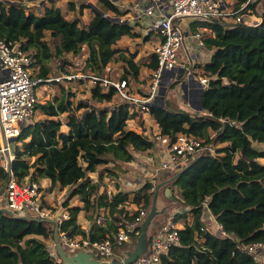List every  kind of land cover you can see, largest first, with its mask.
Instances as JSON below:
<instances>
[{"label": "trees", "instance_id": "trees-1", "mask_svg": "<svg viewBox=\"0 0 264 264\" xmlns=\"http://www.w3.org/2000/svg\"><path fill=\"white\" fill-rule=\"evenodd\" d=\"M246 1L237 0L232 8L236 10ZM25 2L27 5L22 0H0V38L22 43L33 56L30 70L35 79H50L49 62L66 54H86L83 71L91 75L102 76L108 65L122 63V75L111 77L129 81L130 91L143 67L151 73L158 67L154 54L149 61L140 62L139 53L119 46L123 39L137 38L139 33L119 21L128 10L117 0H97L100 7L82 6L93 13L86 24L78 17L68 19L55 0ZM29 3H40L38 12L28 11ZM259 4L264 8V0H254L249 6L253 16ZM68 6L76 9L72 2ZM261 14L258 26L198 25L211 30L203 36L207 48L213 50L210 61L201 65L209 79L198 105L202 111L193 115L167 103L150 107V121L157 133L170 139L191 135L203 143V151L189 160L193 164L176 178L181 169L172 174L174 180L170 178L166 184L177 202L190 209L192 218H174L182 226L180 244L162 256L161 264H264L246 252L249 245L264 243V164L259 161L264 159V149L254 146L264 144V12ZM53 82L64 81L39 87L44 89ZM60 87V96L52 101L42 103L39 96L36 112L44 118L35 123L34 118L24 129L22 144L17 141L15 146L12 171L19 183L26 179L40 186L48 182L47 188H41L39 208L51 214L55 212L50 207L51 193L71 191L62 205L68 219L59 224L60 233L69 238L114 241L121 221L134 222L139 215L136 209L150 210L154 193L146 183L134 192L117 187L99 195L104 177L115 175L108 166L133 162L136 154L151 153L155 143L146 132L128 127L130 118L140 112L131 116L129 102L103 107L119 98L116 89L93 85L92 102H75L74 93ZM143 127L147 129L145 122ZM0 179L7 184L9 173L1 170ZM4 196L6 199V191ZM74 200L84 205H72ZM36 215V211L14 215L0 208V264H64L47 245L54 240V221ZM81 217L90 222L89 229L83 228ZM210 217L234 238L211 232L206 226Z\"/></svg>", "mask_w": 264, "mask_h": 264}, {"label": "built area", "instance_id": "built-area-1", "mask_svg": "<svg viewBox=\"0 0 264 264\" xmlns=\"http://www.w3.org/2000/svg\"><path fill=\"white\" fill-rule=\"evenodd\" d=\"M253 1L247 0L235 10L226 0H138L135 5L126 8L128 14L125 16L128 18L122 17L119 21L144 28L146 35L154 32L160 38V43L154 49L158 67L152 72V82L147 91H130L129 81L111 77V64L106 67L102 76L87 75V78L93 85L116 89V95L121 100H126L132 109L144 113L150 111V107L158 101L164 86L170 83L186 84L187 94L200 104L201 93L209 83V79L201 73V65L210 61L212 49L207 48L203 36V33L210 34L211 30L198 25L209 22L221 26H258L262 20L253 16L249 8ZM34 4L29 3L28 6ZM194 25L196 26L192 30ZM180 49L188 58L186 62L180 60ZM32 64L33 56L23 49L22 43L11 44L0 38V171L10 175L6 184L5 208L14 215L36 211L37 219L57 221L60 224L68 219L66 212L53 216L51 212L39 208V199L43 194L42 186L28 179L19 183L15 178L12 171L16 160L14 143H17L26 126L36 117V104L40 96L37 88L40 84L70 81L84 76L63 75L54 79H35L30 70ZM146 134L155 143L153 152H156L159 159V171L175 174L187 165L186 162H189L190 158L203 151L202 141L191 135H178L175 139H170L154 129L150 134ZM156 188L154 184L150 191L155 193ZM136 210L139 215L134 222L121 221L114 241L69 238L67 234L61 233L59 242L70 254L91 249L102 258L110 259L115 255L116 245L132 244L140 236L141 224L149 211L145 208ZM181 227L174 217H170L153 234L149 252L130 264H161L162 256L167 255L172 246L180 244ZM218 230L221 237L234 238L227 236L221 226ZM246 252L253 256L254 260L264 262L263 242L249 245Z\"/></svg>", "mask_w": 264, "mask_h": 264}, {"label": "rangeland", "instance_id": "rangeland-1", "mask_svg": "<svg viewBox=\"0 0 264 264\" xmlns=\"http://www.w3.org/2000/svg\"><path fill=\"white\" fill-rule=\"evenodd\" d=\"M25 5L27 3L25 0H22ZM56 5L60 6L64 14H66L68 19H73L75 17L81 18L82 22L86 24L92 17L93 13L90 9H82V6L86 5H93L100 7L97 3V0H55ZM138 0H117L119 3L118 5L121 6L123 9L127 8L129 5H135ZM231 5H234L237 0H226ZM74 3L76 9L72 11L69 9L68 3ZM50 5L49 2H47V6ZM41 4L37 3L34 4V6H27L28 11H34L38 12V9H40ZM233 7V6H231ZM83 11V12H82ZM264 12V8L262 7V4H259L256 8V11L254 13V16H257L260 18L262 15L261 13ZM126 19L128 17L124 16ZM261 22V21H260ZM196 26V25H195ZM195 26H192L194 29ZM135 33H139V36L137 38H125L120 43L121 48H128L132 52L139 53V56L137 58V61L145 62L150 60V56L154 54V49L156 46L160 43V38H158V35L156 33L152 32L150 34V40L148 42H145V39L148 35H146L144 28H134ZM192 29V30H193ZM85 53V52H83ZM180 60L186 62L188 60L187 57L183 55V51L180 49ZM86 54H80V55H73V54H66L62 58L54 57L49 62V69H50V79H54L58 76L63 75H83L82 78H77L74 80H64L63 83H51L48 87H38L37 92L38 95H40V101L42 103H46L48 101L54 100L56 97H59L61 94V86H65L67 90H70L74 93V101H91V88L93 84L89 81L87 78V75H91L89 73H85L83 71L84 68V62L86 59ZM112 66V74L110 76L118 77V75H122L123 73V64L122 63H113ZM202 73V72H201ZM82 81V82H80ZM152 82V73L150 70H148L147 67H143L140 73V77L137 80L132 81L131 88L135 92H146L148 89V86ZM186 84L181 85V83H170L166 84L164 88L162 89V93L156 102L154 106H164L166 103L172 107H174L177 111L185 112V113H191L193 115L197 114V107L198 103H196V100L192 99L186 91ZM122 104V100L119 98H115L113 102L103 104V107L107 108H113L115 106H118ZM137 113L136 109H129V114L132 116V114ZM34 119V123L43 119L44 116L39 112L36 113ZM61 119H64L62 116ZM151 117L149 115V112H139L138 115H134L130 118L128 122V127L130 129L138 130L139 132H147L151 133L153 131L154 127L151 123ZM144 122L147 125V129L143 127ZM142 125V126H141ZM64 131H67V127L65 126L63 128ZM22 138V137H21ZM19 138L17 141L22 142L23 140ZM22 144V143H21ZM14 146L16 144L14 143ZM256 148L264 149L263 145H254ZM211 153L214 152V149H211ZM262 164H264V159L259 160ZM189 162L187 161L186 164ZM116 164H111L108 167H113L115 175L110 176L106 175L104 177L102 187L99 190V195L110 193L111 191L115 190L117 187L119 190L124 192H134L138 190L142 185L146 183H150L151 187L152 185L158 186L161 181L165 180L168 181V179L173 178L174 174L170 171H159L158 165H159V159L156 156V152L151 151L149 154H136L135 160L130 163H118L117 167H114ZM186 166V165H185ZM91 177H93L95 180H97V175L91 174ZM42 191L47 188L48 182H44ZM166 185L163 186L160 189V195L158 200V210L165 209V214L158 215V217L154 220L153 227L155 226V223L158 221V224L164 223L166 220H168L170 217H176L189 215L187 207L181 206L177 200L175 199V196L170 188V196L167 197V195H164V190ZM49 189V188H48ZM5 191H6V183L4 180L0 179V208H5ZM70 190L65 189L63 191L56 190L52 192L53 194V202L51 203V208L54 209L53 216L57 213V215L60 212H65V210L62 208V205L64 201L68 198L70 195ZM154 196V194H153ZM72 205H81L83 206V202L74 200L72 201ZM151 207V206H150ZM149 207V209H150ZM57 211V212H56ZM192 218V217H191ZM189 215V220H191ZM80 221L82 222V225H86V220L81 217ZM207 228L213 232L214 234L219 233V224L215 221L213 217H210L209 220L206 221ZM55 233V232H54ZM60 232L58 231V238L60 240ZM219 235V234H218ZM220 236V235H219ZM54 237V234H53ZM221 237V236H220ZM136 240V239H135ZM47 245L49 246V249L52 253V255L55 258H59L58 254L56 252V247L54 245V240L51 242H47Z\"/></svg>", "mask_w": 264, "mask_h": 264}, {"label": "water", "instance_id": "water-1", "mask_svg": "<svg viewBox=\"0 0 264 264\" xmlns=\"http://www.w3.org/2000/svg\"><path fill=\"white\" fill-rule=\"evenodd\" d=\"M197 111H202V105L198 107ZM192 164L193 162L184 166L177 173V175H175L174 178L178 177V175H180L182 171L189 168ZM174 178L171 180H174ZM171 180L165 181L164 183H159V185L157 186L148 215L141 224V234L135 243L133 252H131L128 257L124 258L121 261L104 263L96 260V255H98V253L95 252H94L95 254H92V253H87L86 251H82L77 254H70L67 251H65V249L62 247L61 243L59 242V238H58L59 224L57 221H54L55 223L54 243L56 244V251L58 252L61 261H63L64 264H130L139 256L147 254L150 249V243L152 239V235H151L152 227H153L152 225L154 223V220L158 217V215H160V213L162 215L165 214V209L158 210L160 189L166 184H168ZM170 192H171L170 188H167L166 189L167 197L170 196Z\"/></svg>", "mask_w": 264, "mask_h": 264}, {"label": "crops", "instance_id": "crops-1", "mask_svg": "<svg viewBox=\"0 0 264 264\" xmlns=\"http://www.w3.org/2000/svg\"><path fill=\"white\" fill-rule=\"evenodd\" d=\"M194 26H195V25H194ZM134 28H137V27H134ZM194 28H195V27H194ZM192 29H193V28H192ZM161 41H162V39H161ZM210 53H211V55H212L213 50L210 51ZM164 182H165V180L161 181V183H164ZM166 189H167V188L165 187V190H164V195H165V196L167 195V193H166ZM86 222H87V224L84 225V226L82 225V226H83V228H85V229H89L90 226H91V224H90V222L87 221V220H86ZM81 223H82V222H81ZM160 226H161V224L159 225V224H158V221H157V222L155 223V226L152 227V233H151L152 236H153L154 233L157 232V230L159 229ZM136 241H137V240H136ZM135 243H136V242H134V243H132V244H124V245H122V246H120V245H116L115 248H114L115 255H114L113 257H111L110 259H104V258H102L101 256L96 255V260L101 261V262H104V263H112V262H115V261H121V260H123L124 258L128 257L129 254H130L131 252H133V248H134V246H135ZM54 245H55V243H54ZM150 247H151V243H150ZM149 250H150V249H149ZM56 252H57V251H56ZM86 252H87V253H92V254L97 253L96 251L91 250V249L86 250ZM94 252H95V253H94ZM57 254H58V252H57ZM58 257H59V255H58ZM57 259L60 261V257L57 258Z\"/></svg>", "mask_w": 264, "mask_h": 264}]
</instances>
